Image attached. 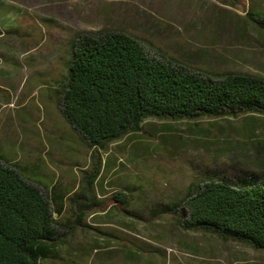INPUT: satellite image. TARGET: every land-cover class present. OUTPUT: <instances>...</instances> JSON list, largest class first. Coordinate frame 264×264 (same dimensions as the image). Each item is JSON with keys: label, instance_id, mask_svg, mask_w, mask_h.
I'll list each match as a JSON object with an SVG mask.
<instances>
[{"label": "rangeland", "instance_id": "rangeland-1", "mask_svg": "<svg viewBox=\"0 0 264 264\" xmlns=\"http://www.w3.org/2000/svg\"><path fill=\"white\" fill-rule=\"evenodd\" d=\"M248 11L264 14V0H0V158L47 186L66 180L75 162L90 163L56 90L78 32L120 30L141 38L152 56L195 72L264 77V30ZM107 150L117 163L106 178L142 188L136 209L118 221L122 233L108 231L117 246L76 264H99L103 254L112 257L107 264H264V249L190 231L161 209L207 176L263 180L264 114L152 118ZM122 200L118 209L132 210Z\"/></svg>", "mask_w": 264, "mask_h": 264}, {"label": "trees", "instance_id": "trees-1", "mask_svg": "<svg viewBox=\"0 0 264 264\" xmlns=\"http://www.w3.org/2000/svg\"><path fill=\"white\" fill-rule=\"evenodd\" d=\"M246 16L264 30V14L248 11ZM71 47L66 81L56 90L62 111L86 138L91 158L140 132L152 118L264 114L263 76L195 72L152 56L141 38L120 30L78 32ZM161 209L174 212L179 225L190 231L264 249V179L207 176L173 207L167 202ZM57 236L45 187L0 158V264H38L46 255L44 245Z\"/></svg>", "mask_w": 264, "mask_h": 264}, {"label": "crops", "instance_id": "crops-1", "mask_svg": "<svg viewBox=\"0 0 264 264\" xmlns=\"http://www.w3.org/2000/svg\"><path fill=\"white\" fill-rule=\"evenodd\" d=\"M70 149L73 154L78 152L74 146ZM108 153L106 150L96 152L90 163L83 166L75 162L76 166L67 170L66 180H53L49 186L43 185L52 199L58 236L44 245L46 255L38 264L81 263L89 261L93 253H109L117 246V242L107 238L108 231L122 233L118 221H122L124 213L136 209L134 203H137L142 187L139 183L106 178L105 168L115 167L117 163L116 155L109 159ZM122 199H126L127 206L132 205V210L124 206L118 209L124 203ZM111 235L115 236L113 232ZM111 258L109 254H103L99 264H107Z\"/></svg>", "mask_w": 264, "mask_h": 264}]
</instances>
